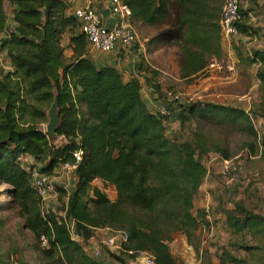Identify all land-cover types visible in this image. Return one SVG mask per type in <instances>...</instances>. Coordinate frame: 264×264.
<instances>
[{
	"label": "trees",
	"instance_id": "16d2710c",
	"mask_svg": "<svg viewBox=\"0 0 264 264\" xmlns=\"http://www.w3.org/2000/svg\"><path fill=\"white\" fill-rule=\"evenodd\" d=\"M122 2L133 21L156 29L145 42L148 51L164 43L176 49L182 79L192 82L214 58L225 56L220 28L224 0ZM6 3L14 8L15 26L1 45L13 69L0 77V182L10 186V199H0V212L17 210L24 219L34 236L39 264H105L74 239L58 213L42 215V200L24 160L32 157V166L52 175L62 163L74 162V151L82 148L74 188L57 186L60 199L68 196L67 216L75 220V234L89 241L99 228L122 230L128 237L125 250H147L157 264H179L170 247L174 232L195 242L200 230L211 226L206 209L194 211L208 174L203 159L212 151L226 159L231 154L220 145H210L202 133L171 136L169 117L153 111L142 93L141 75L146 73L147 82L163 94L157 83L161 71L144 58L140 74L131 77L114 66L95 64L68 0H0V34L8 29ZM237 26L241 34H256L243 20ZM236 53L243 64L257 67L262 94L258 117L264 121V49L245 55L237 47ZM55 97L60 101V123L57 135L51 136L42 124L48 122ZM178 112L184 127L207 121L244 131L259 140L264 154V132L259 135L250 111L243 107L193 101L180 105ZM97 181L113 186L116 198L106 195ZM234 205L226 215L234 234L264 230L263 215L240 202ZM107 253L122 263L132 257L127 252ZM224 256V262L249 264L227 250ZM14 261L18 260L0 254V264ZM19 262L28 264L24 259Z\"/></svg>",
	"mask_w": 264,
	"mask_h": 264
},
{
	"label": "rangeland",
	"instance_id": "374dc122",
	"mask_svg": "<svg viewBox=\"0 0 264 264\" xmlns=\"http://www.w3.org/2000/svg\"><path fill=\"white\" fill-rule=\"evenodd\" d=\"M143 33L149 36L156 33V29L153 28L152 32L143 29ZM233 44L230 46L225 42V56L217 60V63L213 59L207 71L192 82L180 77L175 48H170L164 43L161 54L156 56L160 67L163 68L161 78L164 88L174 89L181 94V100L172 105V118L167 120L169 134L189 138L194 132L202 133L210 145H220L231 154V157L226 159L221 153L212 151L203 159L208 175L195 199L194 211L206 209L211 226L202 228L195 242H190L183 233L174 232L170 247L179 264H238L224 262L225 250L239 259H245L249 264H264V230L247 229L234 234L226 219L227 213L235 209L236 202L264 216L263 147L253 136L225 124L202 121L188 123L184 127L178 112L180 105L193 101L231 104L252 112L259 135L264 132V121L258 117L262 94L256 76L257 68L238 63L233 54ZM0 54L1 61L6 64L9 61L7 53L0 50ZM212 62L215 65H212ZM159 97L163 98L164 94ZM47 124L48 122L42 124L45 130ZM250 144L254 145V150ZM25 163L34 165L35 161ZM52 175L56 177L57 185H73V177L70 174L68 178L64 177L66 179L61 178L59 172ZM96 185L102 187L110 198H116L113 186L98 181ZM9 188V185L0 182V199H10ZM63 200L59 195H55L47 206L55 211H62ZM34 243L33 234L25 227L24 219L19 216L17 210L0 212V254L18 261L24 259L28 264H39V255L35 251ZM189 246H192V250L188 249Z\"/></svg>",
	"mask_w": 264,
	"mask_h": 264
},
{
	"label": "built area",
	"instance_id": "2783aa9c",
	"mask_svg": "<svg viewBox=\"0 0 264 264\" xmlns=\"http://www.w3.org/2000/svg\"><path fill=\"white\" fill-rule=\"evenodd\" d=\"M111 2L113 4V13L120 17L119 23L113 27L104 24L101 15L93 6L92 0H84L83 6L72 10V13L77 17L80 23V31L85 33L88 39L90 52L93 50L114 51L118 48L129 49L141 41L137 31L126 22L131 15L129 7L125 5L122 0H111ZM241 9V0H224L220 18V28L222 38L227 42H231L234 38L241 35L237 26V24L243 20ZM144 44L146 43L144 42ZM157 83L162 86L164 94V99L159 104L157 111L171 118V105L181 100V94L174 89L164 88V81L161 77L158 79ZM250 115L254 120L252 112H250ZM83 156L84 150L82 148H78L74 151V162H64L58 169L57 172L60 173V177L68 178L69 174L72 175V177L76 176L75 171L78 164L82 161ZM26 169L29 172L33 188L41 197L42 215L47 217L51 212L58 213L64 219L74 239L78 237L77 240L81 241V237L75 234V220L67 216L68 196H65V200H63V206H65V208L62 209V211H55L47 206V203L51 202L55 195H59L56 177L42 172L40 168L36 166L27 165ZM71 183L73 184V181ZM67 184L69 185L70 182ZM63 187L68 191L72 190V186L67 187L65 185ZM106 229L108 232L105 236L99 237L93 235L89 240L90 247L89 249L86 248V250L92 257L101 258L104 250L114 253L127 252L132 255L128 260V264H157L155 256L147 250H125L124 244L128 242V237L124 231L110 228ZM42 244H47L45 236H42ZM188 249L192 250V246H189ZM13 264L21 263L19 261H14Z\"/></svg>",
	"mask_w": 264,
	"mask_h": 264
},
{
	"label": "crops",
	"instance_id": "0c3cea01",
	"mask_svg": "<svg viewBox=\"0 0 264 264\" xmlns=\"http://www.w3.org/2000/svg\"><path fill=\"white\" fill-rule=\"evenodd\" d=\"M93 6L97 9L99 14L102 17V21L109 27L115 26L120 21L119 15L113 13L112 10V2L111 0H92ZM70 5V9H76L84 5V0H68ZM242 10L245 13L243 22L252 26L256 30V34L254 35H245L241 34L239 37L234 38L231 42H228L231 46L233 44V54L238 63H242L236 53V49L241 48L243 53L246 55L247 52H250L251 49H264V0H241ZM6 8L8 11V29L0 34V50L3 52L6 51V47L2 48V41L9 37V30L14 28L15 23L13 21V7L6 3ZM127 24L132 26L137 33L139 34L141 41L136 43L133 47L129 49H121L118 48L114 51H100L93 50L91 52L90 58L93 62L99 66L102 65H111L120 70L126 77H131L132 75L140 74V67L142 59H146L152 67L156 70L162 71L163 68L160 67L159 62L157 61V55L161 54L163 47L162 45L159 48H156L152 51H148L147 42L151 36L155 33L147 36L143 33V29L148 32H152V27L142 25L141 22L133 21L131 18L126 20ZM155 31V30H154ZM227 43L221 36V44L224 48V43ZM144 44V46H143ZM9 59V58H8ZM217 63V59L214 58ZM243 64V63H242ZM212 65H215L212 62ZM251 66V65H248ZM255 66V65H253ZM257 68V67H256ZM12 64L9 59L6 64L1 61L0 54V77L3 73H6L9 70H12ZM150 77V74L142 73L141 81L143 83V96L149 107L156 111L158 109L159 104L163 101V98H160L159 94L156 90L147 82V78ZM26 162H33V158L30 156H26L24 159ZM207 177L205 178V180ZM73 185L74 188L76 183V176H73ZM117 194V193H116ZM117 196V195H116ZM113 199V198H111ZM108 230L106 228H99L95 231L94 235L102 237L107 234ZM85 247L89 246V241H81ZM129 258L126 259L125 263H122L113 257L109 256L107 250H104L102 255V261L105 264H128Z\"/></svg>",
	"mask_w": 264,
	"mask_h": 264
},
{
	"label": "water",
	"instance_id": "95a60500",
	"mask_svg": "<svg viewBox=\"0 0 264 264\" xmlns=\"http://www.w3.org/2000/svg\"><path fill=\"white\" fill-rule=\"evenodd\" d=\"M59 98L55 97L49 111H48V124L46 132L51 136L57 135V128L60 123V114H59Z\"/></svg>",
	"mask_w": 264,
	"mask_h": 264
}]
</instances>
